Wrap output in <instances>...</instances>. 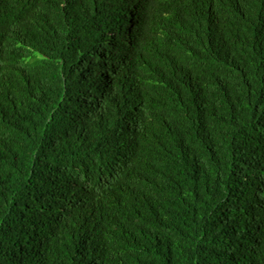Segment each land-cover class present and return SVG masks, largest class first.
Returning <instances> with one entry per match:
<instances>
[{"label": "trees", "instance_id": "16d2710c", "mask_svg": "<svg viewBox=\"0 0 264 264\" xmlns=\"http://www.w3.org/2000/svg\"><path fill=\"white\" fill-rule=\"evenodd\" d=\"M0 264H264V0H0Z\"/></svg>", "mask_w": 264, "mask_h": 264}]
</instances>
